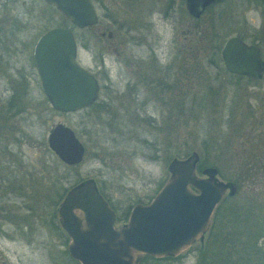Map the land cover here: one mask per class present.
Masks as SVG:
<instances>
[{
  "label": "rangeland",
  "instance_id": "1",
  "mask_svg": "<svg viewBox=\"0 0 264 264\" xmlns=\"http://www.w3.org/2000/svg\"><path fill=\"white\" fill-rule=\"evenodd\" d=\"M44 9L50 10L41 2L31 5L29 26L15 24L13 27L18 31L11 33L7 41L22 44L21 52L11 57L14 63L9 65L7 73L14 77L16 69L23 67L22 71L31 78L28 81L31 92L19 101L24 111L12 115L13 106L2 107L7 91L0 93V217L5 216L22 226L32 222L30 233L14 234L24 240L31 237L32 249L37 250L30 254L29 246H25L24 264H50L48 250H42L48 247L44 236L39 234V224L44 222L46 210L52 208L49 203L55 193L57 197L59 192L62 195L64 189L76 183L77 177H92L121 216L130 203L145 202L154 195L168 176L166 166L171 158L184 157L192 150L198 152L201 168L214 165L219 179L241 180L235 183L234 195H228L219 207L217 221L222 219L220 223L225 228L220 233L222 231L223 237L206 240L208 255L211 257L212 250L217 264H264V237L261 236L264 234V177L257 182L245 178L247 167L255 164V159H264V74L257 81L236 78L218 63L219 66L203 61L201 54L197 58L191 54L184 62L176 56L172 61L175 65L181 63L178 73H182L179 76L184 82L180 89H185L180 92V96L184 95V107H178L179 96H171L163 103L159 96L157 101L158 87L153 85L149 91L155 98L153 107L148 110L151 118L148 119L146 113L135 108L129 92L131 81L139 79L140 75L143 79V76L161 77L150 67L146 45L133 50L131 44H109L103 55L110 79L100 89L98 104L58 112L38 91L40 86L33 79L34 67L29 56L31 45L28 44H34L44 29H40L45 22ZM206 19L216 24L218 38L242 33L246 40L257 39L264 59V36L261 38L264 10L257 0H224L208 9ZM73 31L78 44V63L101 80L105 70L99 59L100 50L103 52L99 35L85 28L73 27ZM123 36L116 28L111 40L123 41ZM168 47L172 51L166 44L159 46L156 56L170 59ZM202 62L205 65H201ZM4 67L5 64L0 63V71ZM5 77L0 73V89L9 83L21 88V81L10 82ZM56 122L69 125L84 145L82 160L71 164L68 170L58 168L59 160L45 149L47 131ZM141 137L153 142L155 148L145 147L139 140ZM244 198L250 199V203ZM240 224L248 228L246 235L244 229L238 230ZM211 233L209 231L208 236L211 237ZM9 247L17 245L10 243ZM220 248L228 252L225 258L222 252H213ZM192 250L187 252L185 260L183 257L145 258L139 264H194ZM62 256H54V264H66ZM253 257L260 258L254 260ZM9 258L11 264H18L17 256ZM248 259H252L250 263Z\"/></svg>",
  "mask_w": 264,
  "mask_h": 264
},
{
  "label": "water",
  "instance_id": "2",
  "mask_svg": "<svg viewBox=\"0 0 264 264\" xmlns=\"http://www.w3.org/2000/svg\"><path fill=\"white\" fill-rule=\"evenodd\" d=\"M76 28L91 25L97 16L90 0H45ZM211 0H187L198 15ZM264 5V0H260ZM73 31L52 26L34 42L33 60L41 88L50 106L74 111L97 98L94 74L76 61ZM220 57L229 72L256 80L264 72V59L256 44L231 35L220 46ZM47 146L65 164L80 162L84 145L67 124L56 122L46 136ZM197 151L171 158L168 176L146 202L133 203L126 219L116 224V214L92 177L83 178L63 194L56 206L58 222L69 236L67 251L79 264H138L143 254L174 255L196 238H202L216 203L236 191L231 180L217 177L214 165L199 172Z\"/></svg>",
  "mask_w": 264,
  "mask_h": 264
},
{
  "label": "flooded vegetation",
  "instance_id": "3",
  "mask_svg": "<svg viewBox=\"0 0 264 264\" xmlns=\"http://www.w3.org/2000/svg\"><path fill=\"white\" fill-rule=\"evenodd\" d=\"M223 1L224 0H211L204 6L202 11L198 13V15H194L190 13L188 10L187 0H90L96 12L97 19L95 23L88 26H84L82 28L89 29L92 31V33L95 32L99 35L101 39L100 49H103V52L102 50H100V58H99L100 63H102V66L105 64L104 63L105 58L103 53H105L104 51L105 48L110 46L109 44H131L133 50H136V48L140 45H146L147 51L145 54L147 55L146 57H148L149 59L150 67L151 69H153V72L155 71L159 72L160 74L158 75H161V77L157 79L150 78V79H154V80H150L146 76H143L145 77V79H143L141 78L140 75L139 79L134 78L133 81H131L132 84L130 83L131 89H129V92L135 108L143 113H146L145 116L147 117L149 116L148 110L151 107H153L152 104L154 102L152 99L155 98L154 95L149 91V89L153 85H156L158 87L157 99L160 96L162 103L165 99L168 100V98H170L171 96L172 97L179 96L181 97V99L177 100V102H179L178 107H181L182 109L184 107V99L182 98L184 95L182 94L180 96V92L185 91V89L184 90L182 89V91H180L181 86L183 85L184 82H182L180 77L182 76V73L180 74L178 73L181 69V63L175 65L172 61L176 56L177 58L181 59L183 62L186 59V57L190 59L191 57L189 56L191 54H195L194 56H196L197 58V55L201 54L202 45H205L206 47L208 44H223L224 40L227 37L231 36L229 35L226 36L225 38H218L216 24L214 22L208 23L206 19V13L208 9H210L216 4L222 3ZM257 1L262 5L264 10V5L262 4V2L260 0ZM37 2H41L44 6L50 8V10L44 9L43 11L44 14L43 17L45 18V22L43 25L40 26V29L42 28L44 29L40 31L37 37L43 31H45L46 29L52 26L67 27L72 31L74 27V25L70 22V20L67 17H65L55 7V5L48 3L45 0H0V63L5 64L4 69L0 71V73H3V75L5 74L6 75L5 78L9 79L10 82L13 81L22 82L21 88H17L14 85H12V83H9L10 85L8 84L7 86L3 87V89H0L1 95H3L4 94L3 92L5 91H7L8 93V96L4 101L5 104L2 107L9 108L10 106L11 107L13 106L12 115L21 114L22 110L24 109L23 106L20 105L22 102L19 101H21V98L23 96H26L31 92V90L28 88V81L31 78L27 72L22 71L23 67H21V69L20 68L16 69L15 73H13L14 77H11V75L9 76V74L7 73V68L9 67V65L14 63L11 61V57L13 55H16L18 52H21V46H22V44H8L7 41L10 40L11 33L18 31L15 30L13 27L15 24H17L18 26H22V25L29 26V23L31 22L30 20L31 15L33 13V12L31 13L30 7L31 5H34ZM46 10L48 12H46ZM57 17H60L61 20L60 21L57 20ZM30 26L33 27V24H30ZM262 26L264 28V23L262 24ZM116 28H119V30L121 31V33L124 34V36L122 39L123 41L119 40L117 42L115 41L114 43L111 40V38H113V33L115 32ZM233 35L240 37L246 43L256 44L260 51V47L258 45L260 43L257 39L250 38V40H246L247 39L246 36L242 33H236ZM261 35L260 36L262 38L264 36V31H262ZM162 44H166L167 46H171L172 48V51H170L168 47L169 50L167 54L169 56L171 55V58L170 59L163 58L164 61H162L163 59H159V57L156 56V51L157 49H159V46H161ZM28 45H31V48L29 49L30 50L29 56H30L31 65L34 67L35 77L33 76L34 74L32 72L31 75L33 76V79L37 81V83L40 86L38 91L42 93L45 100L48 102L41 88L39 76L36 71L35 63L33 60L34 44H28ZM117 53L120 54L121 52H117ZM219 57H220V53H219ZM201 59L203 58L201 57ZM220 60L222 66L224 67L221 57ZM76 61L78 63L77 52H76ZM103 67L105 70L106 69L105 65ZM224 69L226 70L225 67ZM106 70L104 71V77H102L101 80L98 77H96L95 74L93 73L99 83L97 99L101 87L106 86L105 81L106 80L109 81L110 79V75ZM226 71L234 77L236 76L245 77L247 80H252V81L259 80L264 74L263 72L258 79L253 80L247 77L246 75L229 72L228 70ZM125 81L129 82V80H125ZM141 86L144 87L141 88ZM171 87H173L172 91L170 90ZM157 101H159V99ZM92 103H90L87 106L81 107L79 109L90 107ZM102 104L103 101L100 105ZM56 111L64 112L59 110ZM45 149L46 151L50 152L52 155H54L57 158V156L53 152H51L50 149L48 148L47 142ZM59 162L63 163L61 160H59ZM55 187L56 185H54V188ZM97 187L99 189L98 185ZM65 191L66 189L63 190V193L59 198H57V195L55 193L54 197L50 201L51 203H49V205L52 206L51 208L52 210L51 209L46 210L45 213L48 216L47 215L44 217L42 216L43 219L44 218L45 219L44 222H42V224H39L40 225L39 234L44 236L45 239L44 241H47L46 246L48 247L46 249V247L44 246L45 249L42 248V250H45V252H47L48 250L49 253L48 256L51 257L50 259L51 262H53V264L56 261L53 257L59 254L63 255L62 257L66 258L65 260L67 262L66 264H74V262H76V264H79V262L75 258L69 255L66 248L69 240V236L58 222V214H57L56 206L61 200ZM227 195L228 194H224L222 198ZM231 195H234V193ZM147 201L145 202L140 201V202L146 203ZM222 201L223 200L220 199L214 206L211 213L210 221L201 239L196 238L186 248H184L183 250H181L180 252L174 255L154 256L145 253L142 255L140 262L145 258H168V257L182 258L183 257V260H185L187 252L191 248V250L194 249L192 250L193 254L191 255L193 257L194 264H217L218 262L217 258H214V256L216 255L212 254V250H210L211 257L208 255L209 253H208V249L206 248V243L210 238L212 239L213 237L216 238L223 237L221 236L222 231L220 233V230L225 228L223 224L220 223L222 219L217 221V217L220 212L219 207ZM125 219L126 217L122 220L119 219L121 220L120 222H118L116 219L117 221L116 224H120L124 222ZM23 225L24 226L19 225L17 222L10 221L6 219L5 216L2 218L0 217V264H11L9 258L10 255L17 256L18 264H24L23 257L24 255H26L25 250H27L24 249L26 248L25 246H29V249L27 251L30 254H35L37 252L36 249H32L31 237H28L27 240H24L22 237L14 236L15 233H21V234L30 233V230L32 228L31 227L32 222H25L23 223ZM240 225L241 226L237 225L238 230L244 229L245 230L244 234L246 235V231L248 228L243 227L242 224ZM10 230H12L13 232H11ZM209 231H212L210 235L212 234L213 235L211 237L208 236ZM261 236L264 237V234ZM10 243L13 246H15L16 244L17 247H12V249H10L9 247ZM194 243H196L194 248L190 247ZM254 246H256V248L259 249L258 244L255 243ZM213 252L215 253L222 252V256H224V258L228 253L227 251L221 248L218 250H214ZM251 255L259 256L258 254L255 253H251ZM257 258L260 257H253L254 260H256ZM251 260L252 259L250 260L248 259V262L249 261L251 262ZM260 263L261 262H257V264ZM219 264H221V262ZM250 264L253 263L251 262Z\"/></svg>",
  "mask_w": 264,
  "mask_h": 264
},
{
  "label": "trees",
  "instance_id": "4",
  "mask_svg": "<svg viewBox=\"0 0 264 264\" xmlns=\"http://www.w3.org/2000/svg\"><path fill=\"white\" fill-rule=\"evenodd\" d=\"M220 45L221 44H208L206 47H205V45H202V48H201V57L203 58L202 60L203 61H205V62H207L208 64H213L214 63V65H217V66H219L220 65V68H222V69H224V67L222 66V64H221V60H220V57H219V47H220ZM190 55V54H189ZM195 54H192V57H195L194 56ZM188 56V55H187ZM189 57H191V56H189ZM206 58V59H205ZM205 62H202L201 63V65H205ZM219 65H218V64ZM225 70V69H224ZM226 71V70H225ZM239 78L240 76H236V78ZM100 100L99 99H97L96 101H94L93 103H92V105L93 106H96L97 104H98V102H99ZM192 108V107H191ZM192 111H193V109H191ZM148 117V119H151L149 116H147ZM153 119V118H152ZM154 120V119H153ZM140 142L145 146V147H149V148H151V146L153 147V148H155V144L153 143V142H151V141H149L147 138H145V137H141L140 139ZM255 164H253V165H251V166H248L247 167V171L245 172L246 174H245V178H246V180L248 181H250V182H257V181H259V178L260 177H264V159H262V160H258V159H255ZM203 164H201V161H200V158L198 159V161H197V163H196V168L197 169H201V166H202ZM59 166H61V168H62V170H68V169H70V168H72V166L73 165H67V164H60V162H58V164H57V167L59 168ZM81 178H83V177H77L76 179H75V181L77 182V181H79V180H81ZM74 181V182H75ZM241 180L240 179H238V178H235V183H239ZM100 191L102 192V194H103V196L106 198V200L108 201V203L111 205V207L116 211V209H115V207L113 206V204L111 203V201L109 200V198L103 193V191L100 189ZM58 194V197H60L61 196V192H59V193H57ZM228 196V195H227ZM227 196H225V197H223L222 198V200L223 199H226L227 198ZM231 196H233V195H231ZM57 197V198H58ZM229 197H230V195H229ZM244 201H246L247 203H250V199H248V198H244ZM130 205H131V203L127 206V208L123 211V213L121 214V216L119 215V214H117L116 213V218H117V220H119V219H122V218H125L126 217V215H127V212H128V209H129V207H130ZM250 206V205H249ZM255 214H257V213H255ZM258 215V217H259V214H257ZM264 217V216H263ZM264 230V229H263Z\"/></svg>",
  "mask_w": 264,
  "mask_h": 264
}]
</instances>
